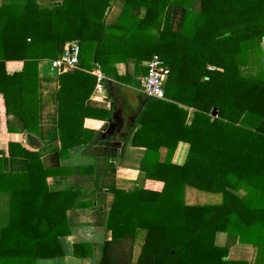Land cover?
<instances>
[{
	"label": "trees",
	"instance_id": "trees-1",
	"mask_svg": "<svg viewBox=\"0 0 264 264\" xmlns=\"http://www.w3.org/2000/svg\"><path fill=\"white\" fill-rule=\"evenodd\" d=\"M112 1L63 0L46 8L37 0H2L0 93L5 114L19 117L31 130L37 120L31 103L37 95L38 64L58 59L68 41L80 45V66L95 60L103 71L128 55L139 63L158 55L170 70L166 100L149 103L132 143L145 149L141 170L146 183L134 192L116 189L108 228L114 235L145 229L161 264H247L228 261L227 249L214 246L212 238L224 232L241 244L264 249V72L258 69L264 55V0H123L116 24L105 27ZM175 6L186 11L179 32L171 29ZM7 62L21 64V92L6 91ZM182 65L186 80L180 86ZM79 75L76 70L59 75L60 150L52 156L57 160L90 141L73 132L72 117L79 112L65 107V83ZM78 99L70 97L71 103ZM179 142L189 146L183 165L172 163ZM161 148L167 150L163 162ZM20 157L30 168L40 163L32 153ZM59 168L57 162L44 168V191L36 195L28 185L29 173L2 174L0 192L11 195V208L0 236V264H33L62 255L58 239L69 233L67 208L59 212L54 203L44 205V217L33 228L25 218L29 211H39L46 178L56 176ZM188 188L213 199L188 204ZM66 195L51 194L54 200Z\"/></svg>",
	"mask_w": 264,
	"mask_h": 264
},
{
	"label": "crops",
	"instance_id": "crops-1",
	"mask_svg": "<svg viewBox=\"0 0 264 264\" xmlns=\"http://www.w3.org/2000/svg\"><path fill=\"white\" fill-rule=\"evenodd\" d=\"M62 2L37 0L39 6L46 8ZM198 6L196 1L194 9ZM123 7V0L112 1L105 13V27L116 24ZM185 13L184 8H173L172 31H180ZM71 45L80 49L78 41L65 43V47ZM261 47L264 51V42ZM51 62L41 60L38 64L36 100L32 103L30 100L33 107L37 108V120L31 130L25 129L19 117L5 114L4 99L0 93V178L3 173H29L28 185L32 188V194L36 195L44 191V182L41 180L44 168L53 167L56 162L60 167L54 173L56 176L46 178L47 193L43 194L39 211H29L25 218L31 220L30 228H33L35 222L44 217V205L50 207V203H54L53 208L57 211L67 208L69 233L58 239L62 255L37 259L33 264H161L160 255L152 251L155 243L152 244V239L148 240L145 229L137 228L132 232L114 235L108 228L116 189L134 192L143 189L146 183L145 173L141 170L145 149L132 143L140 128L139 120L149 103L159 101L146 98L138 90L139 80L147 73L150 61L139 63L132 55H128L125 62L108 64L106 71L95 60L85 66L78 65L76 71L80 75L65 83V107L79 112L78 116L72 117L74 122H71L75 127L73 132L76 135L85 134V137H90V141L70 149L68 156L58 160L52 156L60 150L57 123L61 72L53 69ZM258 64L257 68L264 72V55ZM183 67H180L177 78L180 86L181 81L186 80V73L183 75L181 70ZM20 70V63H6L7 92H21ZM98 74L104 77L100 84L97 83ZM71 96L79 99L72 104ZM81 115H84L82 122ZM188 149V144L179 142L172 163L183 165ZM25 152L35 154L40 163L30 168L28 160L20 157ZM159 152L160 162H163L167 150L161 148ZM63 193L68 195L55 200L51 196ZM10 208L11 195L0 192V236L3 228L9 225ZM212 240L214 246L227 249L228 261L264 264V249L241 244L237 237L224 232L215 233Z\"/></svg>",
	"mask_w": 264,
	"mask_h": 264
},
{
	"label": "built area",
	"instance_id": "built-area-1",
	"mask_svg": "<svg viewBox=\"0 0 264 264\" xmlns=\"http://www.w3.org/2000/svg\"><path fill=\"white\" fill-rule=\"evenodd\" d=\"M79 49L77 46H66L60 57L51 62V67L60 72H72L78 69ZM170 70L164 60L154 55L147 65V73L139 80L138 90L148 99L166 100L165 84ZM104 77L97 76V83L100 84Z\"/></svg>",
	"mask_w": 264,
	"mask_h": 264
},
{
	"label": "rangeland",
	"instance_id": "rangeland-1",
	"mask_svg": "<svg viewBox=\"0 0 264 264\" xmlns=\"http://www.w3.org/2000/svg\"><path fill=\"white\" fill-rule=\"evenodd\" d=\"M212 196L213 195L202 193V192L196 191V190L191 189V188H188L185 191V198H186L187 203H189V204L206 203L207 201L212 200V199H209V198H212Z\"/></svg>",
	"mask_w": 264,
	"mask_h": 264
}]
</instances>
